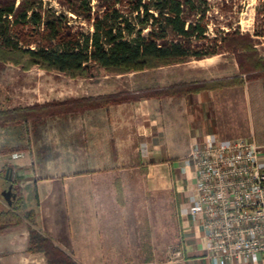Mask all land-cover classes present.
Returning <instances> with one entry per match:
<instances>
[{"label": "rangeland", "instance_id": "1", "mask_svg": "<svg viewBox=\"0 0 264 264\" xmlns=\"http://www.w3.org/2000/svg\"><path fill=\"white\" fill-rule=\"evenodd\" d=\"M16 1L14 0L15 3ZM90 2L94 4L95 0ZM224 2L230 3V7H223ZM206 3L209 20L206 24L207 35L219 33L220 25L226 28L224 21H229L240 30H250L254 6L258 5L256 0H206ZM35 5L42 11L51 8L54 12H62L68 23L83 31L91 28L80 15L66 8L67 0H39ZM207 42L205 40L203 45ZM254 45L264 54V37H259ZM236 72L235 58L230 51H220L199 58L189 56L182 61L121 72L107 71L99 66L93 68L89 74L75 76L35 64L22 68L18 64L4 61L0 62V109L97 92L162 86L184 80L191 84H199L198 89H207L209 93L207 122L210 129L220 135H249L256 142L263 143L264 114L259 112V115L257 110L264 112V74L247 77L241 72L240 80L232 81L231 77ZM194 91L182 93L191 96ZM66 112L68 113L53 112L35 120L0 125V206L7 204L6 198L9 195L5 197L1 189L6 188L9 179L12 180L10 190L16 185L19 195V205L16 208L19 219L0 226V264H83L58 244V238H61L63 233L60 228L63 218L59 195L48 197L40 193L39 197L33 198L30 187L21 180L22 175L18 172L20 164L25 163L30 166L35 164V173H42L47 162L53 164L52 171L56 172L60 169L57 166L59 161L69 158L71 150L75 151L73 142L82 145L78 135L64 131L67 129L76 131L74 122L69 121L67 115H64ZM12 146L20 147L15 150L19 152L20 157H10L9 150H2ZM82 147L78 149L80 154L77 155H84ZM80 162L87 165L85 158ZM5 165H10V170L4 175ZM8 174L10 178H7ZM133 194L129 192L130 200L134 199ZM177 194L174 187L141 192V204L147 207V235L144 236L150 239L158 237L160 233H169L175 226ZM54 201L57 202L53 203ZM133 202H136V199ZM53 223L56 225L54 224L51 230L48 226ZM135 236L137 237V234ZM43 239H49L60 253L51 250L48 253L49 257L44 254L46 246L43 247L45 242ZM152 242L149 240V245ZM162 242L165 245L163 253L160 251L162 254H158L159 256L106 257L104 261L120 264L162 261L168 257V249L173 245L169 240L163 239ZM133 243H138V240ZM125 244L131 242L126 241Z\"/></svg>", "mask_w": 264, "mask_h": 264}, {"label": "crops", "instance_id": "2", "mask_svg": "<svg viewBox=\"0 0 264 264\" xmlns=\"http://www.w3.org/2000/svg\"><path fill=\"white\" fill-rule=\"evenodd\" d=\"M208 100L207 89L201 88L191 96H139L66 112L76 131H64L78 135L82 145L73 142L75 151L59 161L56 172L51 162L42 173H35V164L25 163H19L18 171L32 196L33 186L37 197L59 195L63 218L59 246L83 264H120L106 263L104 258L159 256L164 239L179 247L177 256L134 264H215L204 249L199 218L180 210L188 200L182 189L192 185V169L182 157L192 141L213 131L207 122ZM81 146L84 155H77ZM16 152L9 156L20 157ZM81 158L87 159V165ZM168 187L178 193L176 224L169 233L150 239L144 236L147 207L141 204L140 194ZM129 192L134 193L133 200ZM54 224L48 227L52 230ZM222 264H264V252L255 261L234 258Z\"/></svg>", "mask_w": 264, "mask_h": 264}, {"label": "trees", "instance_id": "3", "mask_svg": "<svg viewBox=\"0 0 264 264\" xmlns=\"http://www.w3.org/2000/svg\"><path fill=\"white\" fill-rule=\"evenodd\" d=\"M36 2V3H35ZM39 0H0V62L8 61L26 68L32 64L56 69L69 76L89 74L93 68L121 72L199 58L220 51L233 53L237 72L232 81L264 74V55L254 43L264 37V0H256L252 27L240 30L229 21L219 33L206 34V0H67L66 8L87 21L83 31L67 22L62 12L37 8ZM223 7H230L224 2ZM230 9V8H229ZM189 16V18H187ZM208 42L203 45L204 41ZM199 84L174 81L162 86L135 90L105 91L43 100L8 109H0V125L26 122L53 112L76 111L123 99L148 95L178 94L194 91ZM19 146L2 150L10 152ZM9 188L12 180L9 179ZM36 198L35 187H32ZM118 189L116 188V194ZM0 206V226L16 221L19 195L14 189ZM44 254L60 250L43 239ZM48 249V251H47ZM49 257V255H48Z\"/></svg>", "mask_w": 264, "mask_h": 264}, {"label": "built area", "instance_id": "4", "mask_svg": "<svg viewBox=\"0 0 264 264\" xmlns=\"http://www.w3.org/2000/svg\"><path fill=\"white\" fill-rule=\"evenodd\" d=\"M192 169L180 210L199 218L206 254L215 264L264 252V142L205 131L182 157ZM180 249L171 245L168 256Z\"/></svg>", "mask_w": 264, "mask_h": 264}, {"label": "water", "instance_id": "5", "mask_svg": "<svg viewBox=\"0 0 264 264\" xmlns=\"http://www.w3.org/2000/svg\"><path fill=\"white\" fill-rule=\"evenodd\" d=\"M9 170H10V165H5V167H4V175L6 174V172L8 171L9 172ZM7 178H10V175L8 174L7 175ZM9 187V186H8ZM10 188H7V190H6V192H8V194H9V192H10V190H9ZM4 195V194H3ZM5 196V195H4ZM7 197V196H6Z\"/></svg>", "mask_w": 264, "mask_h": 264}, {"label": "flooded vegetation", "instance_id": "6", "mask_svg": "<svg viewBox=\"0 0 264 264\" xmlns=\"http://www.w3.org/2000/svg\"><path fill=\"white\" fill-rule=\"evenodd\" d=\"M8 186H9V183L7 184V186H6L5 189H1V192H2V194L5 195V197L8 196V195L10 194V192H9V194H8V192H6L7 188H9ZM9 190H10V189H9Z\"/></svg>", "mask_w": 264, "mask_h": 264}]
</instances>
